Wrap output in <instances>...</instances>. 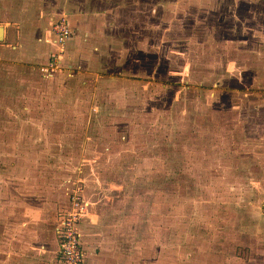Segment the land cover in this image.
<instances>
[{
    "label": "rangeland",
    "instance_id": "374dc122",
    "mask_svg": "<svg viewBox=\"0 0 264 264\" xmlns=\"http://www.w3.org/2000/svg\"><path fill=\"white\" fill-rule=\"evenodd\" d=\"M83 1L84 66L0 59V264H58L73 191L84 264H264V0Z\"/></svg>",
    "mask_w": 264,
    "mask_h": 264
},
{
    "label": "crops",
    "instance_id": "0c3cea01",
    "mask_svg": "<svg viewBox=\"0 0 264 264\" xmlns=\"http://www.w3.org/2000/svg\"><path fill=\"white\" fill-rule=\"evenodd\" d=\"M22 1L23 0H20V2ZM24 2L30 4V7H28L29 9L15 8L14 5L16 0L1 1L2 6H0L4 7L5 10H0V26H3L2 39L0 40V59H27L30 61H41L45 57V64H43L40 68H49L51 52L56 49L54 34L50 29L51 24L56 22L60 17H65L72 31V38L70 36L72 40V48H70L71 46H68L70 40L69 38L62 56H64L66 52H70L73 56H78L80 58L81 66H84L85 63H83V58L87 56L84 53L87 50L86 47H88L87 42L91 39L95 40L92 34H85L88 24L92 23L93 20L90 7L85 5V1L24 0ZM34 5L38 7V10H31V6ZM23 16L32 18V20H35L34 22L37 23V25H40L41 23L44 24L48 20L49 27L40 28L36 26L34 31H29L27 25L22 22H15L16 18L22 19L24 18ZM38 18H40V20H36ZM62 61L63 58L61 57L59 63H62ZM89 207L90 203L88 202L86 212L81 216L79 221V231L82 218L88 216L89 214ZM59 212L60 210L58 213ZM58 213L56 214L57 220L54 226V231L58 224ZM54 235L56 238L55 232ZM82 248L84 253H86L85 248Z\"/></svg>",
    "mask_w": 264,
    "mask_h": 264
},
{
    "label": "built area",
    "instance_id": "2783aa9c",
    "mask_svg": "<svg viewBox=\"0 0 264 264\" xmlns=\"http://www.w3.org/2000/svg\"><path fill=\"white\" fill-rule=\"evenodd\" d=\"M56 49L51 52L49 68H41L48 72L55 70L61 60L65 45L71 36V28L65 17H60L52 25ZM88 202L77 191L71 192L68 205L58 213V224L55 234L58 240V264H84L85 253L81 246L79 221L86 212Z\"/></svg>",
    "mask_w": 264,
    "mask_h": 264
},
{
    "label": "water",
    "instance_id": "95a60500",
    "mask_svg": "<svg viewBox=\"0 0 264 264\" xmlns=\"http://www.w3.org/2000/svg\"><path fill=\"white\" fill-rule=\"evenodd\" d=\"M3 26H0V40L2 39Z\"/></svg>",
    "mask_w": 264,
    "mask_h": 264
}]
</instances>
